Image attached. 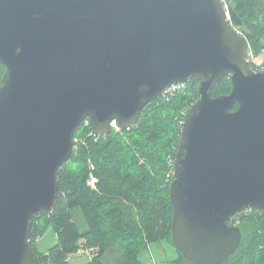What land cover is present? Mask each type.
Returning a JSON list of instances; mask_svg holds the SVG:
<instances>
[{
    "label": "water",
    "instance_id": "1",
    "mask_svg": "<svg viewBox=\"0 0 264 264\" xmlns=\"http://www.w3.org/2000/svg\"><path fill=\"white\" fill-rule=\"evenodd\" d=\"M222 0H0V264H42L32 216L51 213L58 171L88 120L134 127L172 86L198 81L174 157L171 242L188 264H222L234 217L264 215V71ZM225 77L227 95L211 93Z\"/></svg>",
    "mask_w": 264,
    "mask_h": 264
},
{
    "label": "trees",
    "instance_id": "2",
    "mask_svg": "<svg viewBox=\"0 0 264 264\" xmlns=\"http://www.w3.org/2000/svg\"><path fill=\"white\" fill-rule=\"evenodd\" d=\"M223 2L231 24L259 57L264 52V0ZM4 69L0 65V80ZM231 87L229 77H225L211 96L227 95ZM197 98L198 81L189 80L174 96L148 104L134 127L97 141L88 137L92 130L85 125L88 120L80 124L74 132V140L80 141L58 171L54 210L32 216L29 243L40 263L68 264L70 255L88 251L91 264H143L140 255L149 245H172L168 158L176 154L182 113ZM90 174L96 180L94 189L87 185ZM74 208L81 210L86 221L84 234L72 220L70 210ZM235 221L242 241L237 252L222 264H264V215L249 210L234 217L231 224ZM48 229L54 231L57 242L41 254L35 249V240ZM176 252L172 263L188 264Z\"/></svg>",
    "mask_w": 264,
    "mask_h": 264
},
{
    "label": "built area",
    "instance_id": "3",
    "mask_svg": "<svg viewBox=\"0 0 264 264\" xmlns=\"http://www.w3.org/2000/svg\"><path fill=\"white\" fill-rule=\"evenodd\" d=\"M223 2V0H222ZM224 4V2H223ZM225 5V4H224ZM226 7V5H225ZM246 61L251 65L253 71L255 72H259V71H264V62L263 61H259L256 59V57L254 56V54L252 53L251 49H249V52H248V55L246 57ZM184 85H179V86H172L170 87L162 96V98H167V97H172L176 94V92L183 88ZM187 111L183 112L182 113V119L179 121V128L181 130V127L183 125V121H184V117H185V114H186ZM85 125H89V122L86 121L85 122ZM110 129H111V132H115V133H120L121 129L119 128L118 124H117V121H112L110 123ZM88 137L89 138H93L95 141H97L99 138L103 137L105 138L106 136H99V135H96L92 130L91 132L88 134ZM75 142V140H74ZM77 142V140H76ZM75 144V143H74ZM168 167H169V172L167 174V177H168V182L170 179L171 182L173 181V175H174V158H168ZM170 182V184H171ZM95 184H96V180L95 178L90 174L88 177H87V185L89 187H91L92 189H94L95 187ZM232 220V219H231ZM239 223L238 221H235L233 224H231V221H230V226H237ZM80 252H85V253H90L88 251H80Z\"/></svg>",
    "mask_w": 264,
    "mask_h": 264
},
{
    "label": "rangeland",
    "instance_id": "4",
    "mask_svg": "<svg viewBox=\"0 0 264 264\" xmlns=\"http://www.w3.org/2000/svg\"><path fill=\"white\" fill-rule=\"evenodd\" d=\"M262 42L264 44V35L262 37ZM256 59L259 60V61H263L264 62V52L261 55H259V57H256ZM4 72H5V69H4V71H3L2 75H1V80H2V77L4 75ZM113 133H115V132H113ZM76 140H77V142L80 141L79 139H75V142L74 143H77ZM50 231H47L44 234V240H42V242L38 246L40 249H41V245L43 246V248H45V247L46 248H49V246H52V245L55 244V240H56L55 237H54L55 234H54V232L52 230H50ZM38 239L39 238H37L35 240V242ZM162 245H163V248H162L163 251H161V252L158 251V245H150V251H144L143 253H141L140 259H141L142 263L143 264H160L159 263L160 262L159 260H162L164 263L167 262L168 264H170L171 258L176 257L177 256V252L173 248V245H171L170 243H166L165 242ZM79 255L80 256H84V257H91L92 258L91 253L81 252ZM151 256H153V259H152ZM153 260H155V261H153Z\"/></svg>",
    "mask_w": 264,
    "mask_h": 264
},
{
    "label": "crops",
    "instance_id": "5",
    "mask_svg": "<svg viewBox=\"0 0 264 264\" xmlns=\"http://www.w3.org/2000/svg\"><path fill=\"white\" fill-rule=\"evenodd\" d=\"M70 213H71V216H72V220L74 221V223H75V225H76V227H77V230L79 231V233L80 234H84L85 232H87V224H86V221H85V219H84V217H83V215H82V212H81V210L79 209V208H74V209H71L70 210ZM50 230H52V229H48L47 231H50ZM46 231V232H47ZM53 231V230H52ZM45 232V233H46ZM51 232V231H50ZM54 232V231H53ZM55 234V233H54ZM55 244H56V242H57V236H56V234H55ZM42 240H44V235H42L41 237H39V239L35 242V249L37 250V252H39V253H41V254H46L47 252H48V250L52 247V246H54V245H52V246H49V248H43V246L41 245V249L38 247L39 245H40V243L42 242ZM165 242H163V243H160V244H158V251L159 252H161V251H163V245L162 244H164ZM167 243V242H166ZM43 249V250H42ZM146 251H150V245L148 246V248H147V250ZM81 252H77V253H75V254H72V255H70L69 256V258H68V264H91V260H92V258L91 257H84V256H80L79 254H80ZM151 253V252H150ZM178 256V255H177ZM177 256L176 257H174V258H171V262H170V264H173L172 262H173V260H175L176 258H177ZM152 257V259H153V256H151ZM141 260V259H140ZM153 261H155V260H153ZM160 262V264H168L167 262L166 263H164L162 260H159ZM157 263V262H156Z\"/></svg>",
    "mask_w": 264,
    "mask_h": 264
}]
</instances>
